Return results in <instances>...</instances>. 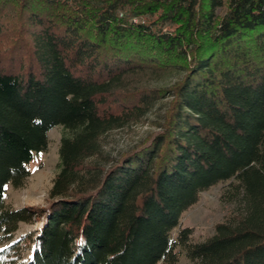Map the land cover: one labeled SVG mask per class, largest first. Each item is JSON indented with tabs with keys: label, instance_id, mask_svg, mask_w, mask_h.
Masks as SVG:
<instances>
[{
	"label": "trees",
	"instance_id": "16d2710c",
	"mask_svg": "<svg viewBox=\"0 0 264 264\" xmlns=\"http://www.w3.org/2000/svg\"><path fill=\"white\" fill-rule=\"evenodd\" d=\"M6 19L18 24L0 50V264H264V0H0V36ZM175 69L172 88L131 85ZM162 98L160 131L91 162ZM56 127L45 205L9 208ZM220 184L238 209L195 241L182 215Z\"/></svg>",
	"mask_w": 264,
	"mask_h": 264
},
{
	"label": "rangeland",
	"instance_id": "374dc122",
	"mask_svg": "<svg viewBox=\"0 0 264 264\" xmlns=\"http://www.w3.org/2000/svg\"><path fill=\"white\" fill-rule=\"evenodd\" d=\"M10 19V18H9ZM147 17L132 18V22L144 23ZM6 19L4 23L11 31L5 32L0 37V50H7L10 47L11 39L16 36L17 21L9 23ZM15 28V30H14ZM179 69L166 73L162 77L155 79H134L131 83L134 88L149 89H169L182 77ZM171 98H162L157 102L150 114L143 117L139 122H133L129 126L113 131L102 139V154L98 158L91 160L98 167L106 162V158L113 159L119 157L123 152L135 147L141 141L148 139L161 129L158 127L165 109ZM67 134L63 127H56L49 133V146L46 152L36 156L31 165V176L26 180L24 187L15 189L12 186L7 188L6 204L14 210H25L29 207H43L45 199L49 198L54 180L60 169V146L62 137ZM225 184H220L210 191L201 194L199 201L182 215V225L188 226L194 231L195 241H202L214 234L215 226L225 222L236 213L237 203H230L223 199ZM41 222L21 223L16 233V239L28 235L37 230ZM181 264H189L185 259Z\"/></svg>",
	"mask_w": 264,
	"mask_h": 264
}]
</instances>
